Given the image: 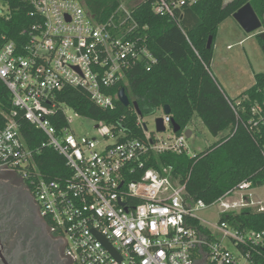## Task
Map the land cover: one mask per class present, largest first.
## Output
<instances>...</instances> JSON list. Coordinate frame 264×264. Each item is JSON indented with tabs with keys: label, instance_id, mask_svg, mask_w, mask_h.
Listing matches in <instances>:
<instances>
[{
	"label": "built area",
	"instance_id": "obj_1",
	"mask_svg": "<svg viewBox=\"0 0 264 264\" xmlns=\"http://www.w3.org/2000/svg\"><path fill=\"white\" fill-rule=\"evenodd\" d=\"M200 1L157 0L153 8L176 20L177 11ZM31 5L35 21L14 40L7 34L9 0H0V80L13 106L0 128V169L26 181L41 215L65 241L72 264H264V228L220 219L218 235L198 218L210 206L189 195L187 180L174 176L171 166H148L165 152L191 156L185 132L174 133L168 115L162 117V134L168 129L172 134L165 138L147 133L142 117L144 141L120 140L124 133L117 135L103 122H96L99 137L71 130L68 106L56 101V92L79 89L101 109L114 110L120 90H113L127 83L126 71L155 63L137 39L131 12L121 6L120 19L99 23L81 0H31ZM239 106L240 101L232 104L237 121L264 132V101L252 106L247 121ZM60 113L67 125L58 129L52 119ZM20 119L45 136L40 146H29ZM46 149L62 157L70 173L55 178L43 173L36 158ZM261 154L264 158V144ZM254 190L251 182L241 183L212 206H219L221 218L246 209L264 212Z\"/></svg>",
	"mask_w": 264,
	"mask_h": 264
},
{
	"label": "trees",
	"instance_id": "obj_2",
	"mask_svg": "<svg viewBox=\"0 0 264 264\" xmlns=\"http://www.w3.org/2000/svg\"><path fill=\"white\" fill-rule=\"evenodd\" d=\"M92 17L105 23L115 16L123 0H81ZM157 0H144L129 11L137 23L136 36L154 57L155 63L149 67L137 63L126 71L127 83H119L114 92L125 89L135 107L116 102L114 110H104L92 102L86 93L75 88L56 92V101L65 104L81 117L103 122L112 126L120 139L145 140L139 118L169 107L171 123L180 126V134L195 126L194 119H200L214 136L228 134L204 152L190 156L165 152L153 156L148 166L173 167L174 176L187 180V191L195 201H203L212 206L241 183L251 182L253 188L264 186V158L261 147L264 132L252 126H244L237 121L232 107L240 101L244 121L250 118L252 106L264 101V74L255 76L253 87L233 100L221 89L210 72L214 56V41L219 25L250 3L264 23V0H233L224 5V0H202L187 5L177 11L176 20L155 13L153 6ZM12 19L7 24V34L14 40L35 19L31 0H9ZM5 32L4 30H2ZM213 44L208 49V40ZM262 44V40L257 37ZM13 110L12 96L0 80V128L7 123L5 114ZM58 129L66 126L62 113L52 119ZM21 133L30 147L40 146L46 138L30 123L20 119ZM40 169L50 178L70 173L65 161L50 149L37 156ZM221 221L238 223L254 230L264 228V212L246 209L240 215H228ZM193 225L200 227L197 221ZM202 229V228H201Z\"/></svg>",
	"mask_w": 264,
	"mask_h": 264
},
{
	"label": "rangeland",
	"instance_id": "obj_3",
	"mask_svg": "<svg viewBox=\"0 0 264 264\" xmlns=\"http://www.w3.org/2000/svg\"><path fill=\"white\" fill-rule=\"evenodd\" d=\"M143 1L123 0L122 6L129 10ZM231 1L233 0H224V5ZM263 31L264 26L256 33L247 34L233 17L219 25L214 41V56L210 72L225 94L233 100L253 87L256 75L264 74V51L256 37ZM65 108L70 128L75 134L99 137L95 121L79 116L68 107ZM163 115V110H158L143 117L142 121L147 126V133L162 138L172 134L171 129H168L165 134L156 131V120ZM194 121H196L195 126L189 129L192 131V136L187 141L191 156L204 152L228 134L223 132L214 136L200 119L195 118ZM252 193L257 201L264 204V186L256 188ZM198 218L202 225L220 235L216 229L221 219L219 206L207 207L199 212ZM227 245L234 254H237L232 243L227 242Z\"/></svg>",
	"mask_w": 264,
	"mask_h": 264
},
{
	"label": "flooded vegetation",
	"instance_id": "obj_4",
	"mask_svg": "<svg viewBox=\"0 0 264 264\" xmlns=\"http://www.w3.org/2000/svg\"><path fill=\"white\" fill-rule=\"evenodd\" d=\"M0 264H72L65 241L41 215L26 181L16 172L2 169Z\"/></svg>",
	"mask_w": 264,
	"mask_h": 264
},
{
	"label": "water",
	"instance_id": "obj_5",
	"mask_svg": "<svg viewBox=\"0 0 264 264\" xmlns=\"http://www.w3.org/2000/svg\"><path fill=\"white\" fill-rule=\"evenodd\" d=\"M233 18L238 22V24L244 29V31L247 34H253L255 32H258L263 28V22L253 9L252 5L250 3H247L245 6H243L239 11H237L234 15ZM259 38L262 40V49L264 51V32L259 34ZM213 44V38H209L208 40V49L212 47ZM119 100L120 102L126 106L129 107L130 105L133 104L135 107L136 112L141 116V112L139 110V107L136 103H131L126 90L121 89L119 92ZM165 115L170 114V109L169 107H165L163 110ZM174 133H180L181 128L175 123H172ZM145 130H147V126H144ZM156 131L159 133H164L166 131L164 119L162 117L158 118L156 120ZM185 134L187 138L189 139L192 136V131L187 130L185 131Z\"/></svg>",
	"mask_w": 264,
	"mask_h": 264
}]
</instances>
